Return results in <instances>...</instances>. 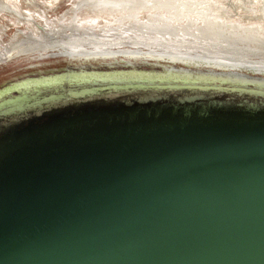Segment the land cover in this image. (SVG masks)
I'll use <instances>...</instances> for the list:
<instances>
[{
    "label": "water",
    "instance_id": "95a60500",
    "mask_svg": "<svg viewBox=\"0 0 264 264\" xmlns=\"http://www.w3.org/2000/svg\"><path fill=\"white\" fill-rule=\"evenodd\" d=\"M0 264H264V65L0 57Z\"/></svg>",
    "mask_w": 264,
    "mask_h": 264
},
{
    "label": "bare ground",
    "instance_id": "6f19581e",
    "mask_svg": "<svg viewBox=\"0 0 264 264\" xmlns=\"http://www.w3.org/2000/svg\"><path fill=\"white\" fill-rule=\"evenodd\" d=\"M28 1L31 5L33 4L31 0ZM55 1L56 0H49L44 4L39 3V6H42L45 9ZM219 1L220 0H69V4L72 5L71 8H68V10L61 15L63 20L68 13H72L68 23L62 21L61 23H49L46 21L47 23H44L43 25L36 24V31L38 32V35H43L53 34V31H61L63 28H68L73 36L75 31H82L80 27H77V25L82 23L87 26L92 25L91 29L98 28L102 25L100 29L108 34L106 31H109V29H105L108 26L112 27L113 25H117V27H119L124 26V24L128 22L126 25H128L129 28H135L134 30L140 28V32L146 34L153 32L156 34L161 32L178 33V27L174 25L173 22L177 21L180 24L188 21V24L192 25L193 22L189 20L192 18V20H196L197 18L202 21L203 29L211 26L217 27V25L222 27L223 24H219L218 22L222 23V20L227 19L233 21L227 25L230 27H226L228 33L230 30V34L233 35H248L250 36V39L253 40H262V38H264V0H223L224 5H221L222 3H219ZM231 8L236 11H239V9L244 10L247 14L244 16L246 21L229 19L232 17L231 15L233 13ZM0 9L1 11H8L15 19H17L16 16H19L17 15L19 9L18 5L10 0H0ZM35 9L42 8L35 6ZM82 12L86 13V15L82 17L80 23H77V21L80 20L79 16ZM144 16L147 20L142 23L140 19ZM100 18H104V24L103 22L101 24V21L99 20ZM34 21L35 20H33V22ZM237 21L241 23H236ZM190 31L193 32L194 30L191 29ZM233 31H235L236 34ZM186 32L188 35L193 34L188 31ZM197 33L201 34V36L211 35L206 32L198 31ZM256 36H260L261 38H257ZM74 39L75 38H66L54 42L62 46H71L68 50L54 49L48 51L60 52L169 48L264 65V49L242 45L235 46L230 44L222 45L218 43H210L207 39L200 37H197L198 40L166 38V41L165 38L162 37L141 36L135 38L137 39L136 41L134 40L135 44H114L112 40H109L112 38L102 36L100 41H93V45L91 44L92 46H82V43H76ZM262 46V48H264V45Z\"/></svg>",
    "mask_w": 264,
    "mask_h": 264
},
{
    "label": "rangeland",
    "instance_id": "374dc122",
    "mask_svg": "<svg viewBox=\"0 0 264 264\" xmlns=\"http://www.w3.org/2000/svg\"><path fill=\"white\" fill-rule=\"evenodd\" d=\"M12 2H15L19 9L17 11L16 16L17 19L11 15L8 11H1L0 9V57L19 54V53H29V52H49L48 50H54V49H70L71 46H62L59 45L57 42L62 39H70L75 38L74 41L76 43H82V46H90L93 45V41L101 39L102 36H106L112 39L114 44H135L134 42L137 40L135 38L138 37H162V38H178L181 40H198L197 37L207 39L210 43H218L222 45H235V46H249L253 48L258 49H264L262 48L264 45V38L262 40H253L250 39V36L243 35L238 36L230 34L227 32L228 29L226 27L228 24H230L233 21L230 20H222L223 22L219 24H223V26H211V27H205L202 28V21L200 19L196 20H189L192 21V25L188 24V21L183 23H178L177 21L173 22L174 25L178 27V33L172 32V33H165L161 32L159 34H156L155 32L146 34L140 32V28L138 30H134L135 28H129L128 22L124 24V26L113 25L108 26L105 29H109V31H106L108 34L105 33V31H102L100 25L98 28H92L91 26H87L85 24H79L77 27H80L82 31L74 33L72 36V32L68 28H63L61 31L56 30L53 31V34H43L38 35V32L36 31L37 25H43L44 23H68L70 21L72 13H68L64 19L62 20L61 15L70 9L72 5L69 4V0H56L50 6L48 5L47 8H43L42 6H39V3H47L49 0H31V3H29L28 0H10ZM219 3H222L221 5H224V1L220 0ZM35 6L41 7L42 9H35ZM255 6V5H253ZM232 9V8H231ZM232 17L229 19L234 20H242L244 21V16L247 15L244 10L239 9V11H236L235 9H232ZM86 13H83L79 16V20L77 23L81 22L82 17H84ZM198 15V14H197ZM61 18V19H60ZM110 18V17H109ZM46 19V20H45ZM33 20H35L33 22ZM101 21V24L105 23L104 18L99 19ZM142 23L146 22L147 18L144 16L142 19H140ZM47 21V22H46ZM246 21V20H245ZM264 22V21H263ZM140 23V22H139ZM236 23H241L237 21ZM188 24V25H187ZM71 26V25H70ZM128 26V28H127ZM76 27V28H77ZM116 28V29H113ZM137 28V27H136ZM185 30H184V29ZM148 29V28H146ZM193 29L194 31L191 32L190 30ZM101 30V31H100ZM150 30V28H149ZM193 33L191 35H188L187 32ZM206 32L211 35H205L201 36V34L197 32ZM235 34L236 32L233 31ZM222 33V34H220ZM187 34V35H186ZM177 35V36H176ZM257 38H261L260 36H256ZM116 38V39H115ZM121 38V39H119ZM134 38V39H132ZM135 40V41H134ZM167 41V40H166ZM206 41V40H202ZM74 42V43H75ZM45 44V45H42ZM40 45V46H37ZM91 45V46H92ZM36 47V48H35ZM39 47V48H38Z\"/></svg>",
    "mask_w": 264,
    "mask_h": 264
}]
</instances>
